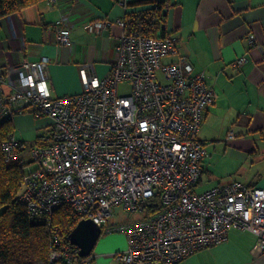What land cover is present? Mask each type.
Masks as SVG:
<instances>
[{"label": "built area", "instance_id": "2783aa9c", "mask_svg": "<svg viewBox=\"0 0 264 264\" xmlns=\"http://www.w3.org/2000/svg\"><path fill=\"white\" fill-rule=\"evenodd\" d=\"M151 9L86 24L89 31L118 25L123 32L110 73L89 76L83 69L80 93L53 95L48 57L0 69V124L25 113L52 123L46 145L27 148L12 134L2 146L6 164L24 172L20 201L49 228L51 264H94L93 254L82 256L71 233L54 225L64 205L102 233L126 236L127 249L114 254L119 264H177L227 241L231 228L253 233L264 251V188L233 180L197 191L208 154L198 134L218 95L187 56L164 61L178 54V39L153 34L160 17ZM48 29L58 44L72 45L64 18ZM248 41L254 45L255 35ZM247 60L241 56L235 66ZM120 85L127 90L120 93ZM120 205L129 218L113 223Z\"/></svg>", "mask_w": 264, "mask_h": 264}, {"label": "crops", "instance_id": "0c3cea01", "mask_svg": "<svg viewBox=\"0 0 264 264\" xmlns=\"http://www.w3.org/2000/svg\"><path fill=\"white\" fill-rule=\"evenodd\" d=\"M145 7L160 17L153 25L154 35L178 39V54L164 61L187 56L195 70H205L218 95L198 134L208 153L200 185L210 188L239 180L264 188V0H42L0 19V69L48 57L53 95L80 93L83 69L89 76L110 73L117 37L123 32L118 25L89 31L86 24L115 21L126 17L127 10ZM61 18L71 26V46L58 44L48 29ZM252 34L254 45L248 41ZM244 55L247 62L236 67ZM13 124V134L25 143L28 135H36L31 145L38 137L45 139L52 128L49 118L32 113L17 115ZM232 131L235 136L229 138ZM256 241L250 231L231 228L227 241L177 264H264V251L256 248ZM125 249L123 233H102L91 253L94 264H119L114 254Z\"/></svg>", "mask_w": 264, "mask_h": 264}, {"label": "trees", "instance_id": "16d2710c", "mask_svg": "<svg viewBox=\"0 0 264 264\" xmlns=\"http://www.w3.org/2000/svg\"><path fill=\"white\" fill-rule=\"evenodd\" d=\"M42 0H0V19ZM156 8L160 5H156ZM13 120L0 124V264H51L53 248L48 226L30 218L27 207L19 199L24 172L19 166H8L3 143L14 133ZM36 144L46 145L43 137ZM81 220L69 205L57 209L53 223L67 234Z\"/></svg>", "mask_w": 264, "mask_h": 264}, {"label": "water", "instance_id": "95a60500", "mask_svg": "<svg viewBox=\"0 0 264 264\" xmlns=\"http://www.w3.org/2000/svg\"><path fill=\"white\" fill-rule=\"evenodd\" d=\"M102 229L91 219H81L71 232V241L80 248L82 256L92 253Z\"/></svg>", "mask_w": 264, "mask_h": 264}, {"label": "rangeland", "instance_id": "374dc122", "mask_svg": "<svg viewBox=\"0 0 264 264\" xmlns=\"http://www.w3.org/2000/svg\"><path fill=\"white\" fill-rule=\"evenodd\" d=\"M127 88H128V86L120 85L119 92L120 93L121 92H124V91L127 90ZM26 138H27V141H28V143L26 145H27V148H29L31 146L30 142H33L35 140L36 135L35 134L28 135ZM51 162L53 164V160L52 159H49V160L46 161L47 164H51ZM38 166H39L38 163H35V162L31 163V167L33 169L36 168V167H38ZM217 167L220 168L222 166L220 165V163H218ZM206 188H208V187L207 186H204V185H199L198 188H197V191H203ZM115 214L116 215L115 216H112V218H111V221L113 223L120 222V221H124L127 218H129V213L126 210H124V208H123L122 205L115 207ZM134 217L135 218L136 217H139V215L138 214H135Z\"/></svg>", "mask_w": 264, "mask_h": 264}]
</instances>
